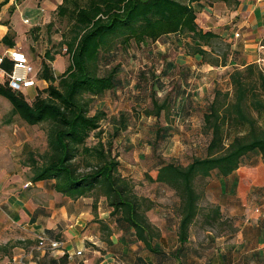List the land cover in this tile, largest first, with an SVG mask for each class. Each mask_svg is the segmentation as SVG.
<instances>
[{
  "label": "trees",
  "instance_id": "1",
  "mask_svg": "<svg viewBox=\"0 0 264 264\" xmlns=\"http://www.w3.org/2000/svg\"><path fill=\"white\" fill-rule=\"evenodd\" d=\"M6 1L1 0L0 7ZM189 1L62 0L57 12L67 14L71 21L72 33L67 46L72 58L60 81L48 83L46 95L39 91L31 102L25 100L24 91L13 90L5 81L0 82V94L10 101L12 112L28 122L43 120L47 123L48 148L39 154V160L31 156L29 180H51L54 190L73 199L90 197L93 211L102 197V206L109 211L106 221L116 230L121 229L122 236L130 242L141 240L148 247L159 231L141 208L128 178L119 172L117 158L106 155L102 147L90 149L84 144L88 131L104 116L101 110L89 114L88 101L120 84L117 64L108 67L109 57L132 42L140 45L162 39L163 43H169L172 34H179L185 40V52L202 56L209 52L202 45L217 43L220 34L197 24L195 8ZM223 1L231 5L238 3V0ZM13 35L8 28L0 40L11 46ZM229 52L227 50L221 60L214 58L209 62L224 64ZM47 55L48 59L53 58ZM101 63L107 68H102ZM3 65L9 69L11 63L6 59ZM40 65L39 76L51 79L53 70L48 62L42 60ZM152 102L154 109L146 110L147 113L158 114L162 108H168L167 99L159 104L155 99ZM184 109L181 115H187V105ZM198 121L206 137L202 154L193 155L186 163L158 156L150 166L154 175L147 174L150 180L172 189L178 200L175 214L180 242L185 241L190 226L199 221V216L209 224L226 222L217 206L200 207L206 185L198 186L197 180L233 177L240 164H254L258 158L264 164V69L255 61L241 68L234 67L228 75V86L213 90ZM120 123L115 134L126 125L123 121ZM158 134L161 136V132ZM101 228L105 232L112 230L107 223ZM6 248L0 246L1 250Z\"/></svg>",
  "mask_w": 264,
  "mask_h": 264
},
{
  "label": "rangeland",
  "instance_id": "2",
  "mask_svg": "<svg viewBox=\"0 0 264 264\" xmlns=\"http://www.w3.org/2000/svg\"><path fill=\"white\" fill-rule=\"evenodd\" d=\"M61 1L13 0L23 7L41 9V17L26 31L24 40L31 44L28 54L37 64L45 60L53 70L51 79L39 76L37 85L24 92V98L28 102L39 91L46 95L45 87L48 83L57 84L71 62L72 51L67 46L72 33L71 21L67 14L60 15L57 12V5ZM189 3L195 8L197 24L202 29H213L220 34L221 39L217 43L202 45L209 52L203 56L185 52L187 46L179 34H172L174 36L170 37L169 43H163L162 39L148 40V47L144 42L140 45L132 42L126 49H118L109 57L111 63H108V67L117 64L120 84L112 91L93 96L88 101L89 114L101 110L104 111V116L99 118L96 127L88 131L84 144L90 149L95 146L102 147L106 155L117 158L119 172L128 178L141 208L155 222L163 213L175 215L178 200L172 189L147 177V174L154 175L153 169H150L151 162L159 156L186 163L193 155L202 154L206 137L201 132L198 121L201 109L212 97L215 88L224 89L228 86L229 72L236 66L241 68L240 62L234 58L236 45L241 43L242 47L241 37L235 42L232 38L227 39L236 35L234 29L231 36L229 34L234 26L232 22L235 21V15L230 12L233 5L223 0H190ZM198 4L207 8L210 6V12L202 13ZM11 12L9 5L4 10V17L8 19ZM259 37V58L247 59L241 51L237 56L246 63L255 61L264 69V31L257 35ZM227 50L230 52L224 64L209 62L214 58L221 60ZM47 53L53 58L48 59ZM39 67L41 70L42 66ZM101 67L107 68L102 63ZM152 99L158 104L167 99L168 108H162L158 114L147 113L146 110L154 109ZM186 105L188 117L183 119L186 116L181 114ZM11 108L10 101L0 94V191L8 190L10 186L19 184L18 182L24 188L31 175V156L39 160V154L48 148L47 123L43 120L28 122L17 112H12ZM120 121L126 125L115 134V128L121 126ZM85 156L88 157L86 154ZM89 158L92 162L91 156ZM254 176L259 180L264 179L263 163L244 166L239 170L240 193H248L252 184L250 177ZM207 181L206 178L199 179L197 185L205 186ZM207 195L204 194L201 199L202 208L216 205L212 196L209 193ZM99 199L96 211L99 202L103 200L102 197ZM198 218L200 219L194 228L198 236L203 237L204 232L200 231L203 218ZM223 225L227 229L231 227V223L227 221ZM13 240L12 244L18 241ZM7 244L11 245L6 242L4 246L7 247ZM7 250L8 247L4 251Z\"/></svg>",
  "mask_w": 264,
  "mask_h": 264
},
{
  "label": "crops",
  "instance_id": "3",
  "mask_svg": "<svg viewBox=\"0 0 264 264\" xmlns=\"http://www.w3.org/2000/svg\"><path fill=\"white\" fill-rule=\"evenodd\" d=\"M9 5L12 12L7 19L4 10ZM197 6L202 13L210 12V6ZM231 10L235 21L229 34L231 36L233 29L238 34L227 39L232 38L235 42L241 37L242 47L241 43L235 44L234 58L243 65L246 62L237 56L240 51L247 59L260 57L257 42L261 38L257 35L264 31V11L259 0H238ZM40 11L38 7H23L13 0L1 5L0 39L8 28L15 35L11 46L0 40V50L20 47L30 62L40 66L28 54L31 44L24 40L26 31L41 17ZM24 18L29 21L26 23ZM4 81L0 71V82ZM27 89L23 91L26 93ZM183 116H186L183 119L188 117ZM262 163L258 158L254 164H240L233 177L228 175L219 179L212 176L206 183L205 195L212 196L222 218L231 223L230 228L220 221L203 222L200 231L204 235L200 237L191 225L187 238L180 242L176 214L163 213L155 222L146 213L159 231L150 247L141 240L130 242L122 236L121 229L116 230L106 221L109 211L102 206V201L95 212L91 198L73 199L62 195L52 188L51 180H29L24 188L18 182L8 190L0 191V246L6 242L11 244H7V251H0V264H264V179L250 177L252 184L248 193L239 192V170ZM103 223L112 230L105 232L101 228ZM47 236L62 240V245L53 250L38 245L39 238ZM13 239L22 242L12 244Z\"/></svg>",
  "mask_w": 264,
  "mask_h": 264
},
{
  "label": "built area",
  "instance_id": "4",
  "mask_svg": "<svg viewBox=\"0 0 264 264\" xmlns=\"http://www.w3.org/2000/svg\"><path fill=\"white\" fill-rule=\"evenodd\" d=\"M260 6L264 10V0L260 1ZM24 21H28V19L25 18ZM6 59L11 63L9 69L3 66ZM0 71L5 77L8 87L16 91H23L37 85L40 67L30 62L27 54L20 47H10L0 50ZM38 241V245L49 250L59 248L63 243L62 240L49 236L41 237ZM76 252L79 253L80 250H76Z\"/></svg>",
  "mask_w": 264,
  "mask_h": 264
}]
</instances>
